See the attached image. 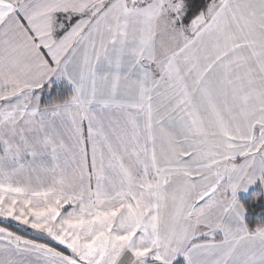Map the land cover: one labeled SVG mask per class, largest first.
<instances>
[{"label":"snow or ice","instance_id":"1","mask_svg":"<svg viewBox=\"0 0 264 264\" xmlns=\"http://www.w3.org/2000/svg\"><path fill=\"white\" fill-rule=\"evenodd\" d=\"M0 264H264V0H0Z\"/></svg>","mask_w":264,"mask_h":264}]
</instances>
